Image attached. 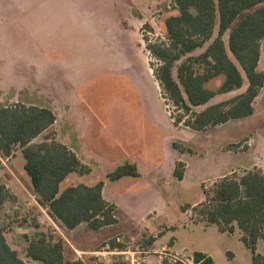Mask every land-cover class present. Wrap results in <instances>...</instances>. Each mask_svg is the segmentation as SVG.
<instances>
[{
  "label": "rangeland",
  "instance_id": "obj_1",
  "mask_svg": "<svg viewBox=\"0 0 264 264\" xmlns=\"http://www.w3.org/2000/svg\"><path fill=\"white\" fill-rule=\"evenodd\" d=\"M253 10L226 32L227 45L232 30ZM176 13L170 0H0V107L21 102L52 109L56 123L33 143L62 141L92 169L88 175L71 174L61 189L103 182L107 200L121 206L120 222L109 231L94 238L83 230L72 237L65 233L70 242L88 246L95 239L94 250L106 243L119 249L134 244L151 252L149 264L159 258L169 264L174 255L196 252L209 254L215 264H252L241 230L223 233L182 208L204 201V190L225 176L264 170V88L251 117L200 132L175 125L151 70L158 62L143 38L166 40L165 20ZM259 68L264 70V40ZM126 162L137 165L139 177L107 178ZM24 163L21 150L4 159L0 182L29 188ZM176 168L184 172L182 180L174 176ZM27 190L31 195L0 211V229L12 245L26 241L16 229L39 227L51 234L53 228ZM256 247L264 258V240ZM66 256L80 258L69 249ZM34 262L29 264H41ZM102 264L126 263L119 256Z\"/></svg>",
  "mask_w": 264,
  "mask_h": 264
},
{
  "label": "trees",
  "instance_id": "obj_2",
  "mask_svg": "<svg viewBox=\"0 0 264 264\" xmlns=\"http://www.w3.org/2000/svg\"><path fill=\"white\" fill-rule=\"evenodd\" d=\"M170 1L177 13L165 20L166 40L153 42L146 36L143 40L158 62L151 63V70L175 125L200 132L251 117L255 113V100L264 88V70L259 68L264 40V0ZM250 10L253 11L232 30L227 45L226 32ZM146 28L150 27L146 25ZM245 85L243 92L211 103L216 97L236 92ZM56 121L55 113L48 107L21 102L0 107V170L4 159L21 150L24 170L30 177L37 202L55 221L69 230L84 223L93 230L118 224V207L104 198L103 182L61 189L69 175H88L91 167L57 140L33 143ZM174 148L178 150L177 144ZM129 176L139 177L140 172L136 164L126 162L107 178L116 181ZM174 176L182 180L184 172L176 168ZM204 198L194 207L185 206L183 212L192 209L204 222L216 225L223 233L233 234L238 228L243 234L241 240L252 251V264H264L256 247L264 240V170L225 176L211 190H204ZM15 199L11 190L0 182V211ZM28 241L27 257L32 260L44 264H84L80 260H66L65 241L61 237L37 232ZM194 256L205 264H215L204 253L196 252ZM0 264H25L1 229Z\"/></svg>",
  "mask_w": 264,
  "mask_h": 264
},
{
  "label": "crops",
  "instance_id": "obj_3",
  "mask_svg": "<svg viewBox=\"0 0 264 264\" xmlns=\"http://www.w3.org/2000/svg\"><path fill=\"white\" fill-rule=\"evenodd\" d=\"M262 91V90H261ZM258 98V97H257ZM256 101V100H255ZM93 141H94V139H93ZM59 142H61V143H63V144H65L64 142H62V141H59ZM69 149H71L72 151H74L80 158H81V155H80V153H79V151H77L76 149H74L73 147H69L67 144H65ZM90 149H91V146H90ZM83 156V155H82ZM82 160V159H81ZM83 162L85 163V161L83 160ZM70 176V175H69ZM68 176V177H69ZM29 177V176H28ZM67 177V178H68ZM66 178V179H67ZM30 179V177L29 178H27V181H28V186H29V188L31 189V191L33 192V190H32V185H31V180H29ZM65 179V180H66ZM5 184V183H4ZM6 185V184H5ZM10 190H11V192L13 193V195L17 198V199H19V200H22V197L24 196V199H25V197H26V193H28V194H30L31 195V193H30V191H28L27 189H29V188H25V191L23 190V188H20L18 185H14V184H7L6 185ZM34 194V193H33ZM103 196H104V198L107 200V198L105 197V193H104V189H103ZM37 197V196H36ZM36 201H37V199H36ZM108 201V200H107ZM108 202H110V203H113L112 201H108ZM37 204H38V202H36ZM115 204V203H114ZM39 205V204H38ZM196 205H198V204H195V205H191L192 207H194V206H196ZM116 206L117 207H121V206H118L117 204H116ZM39 207H40V210L42 211V213L44 212V215H45V218H46V221L50 224V226L51 225H53V228H51V234H53L54 236H56V237H61V238H63L64 239V241H65V258H66V260H71V261H76V260H74V259H70V258H67V256H66V250H72L73 252H75V253H77L80 257H82L81 255H84V256H87V257H82L86 262H89V260L90 259H87L89 256H90V254L91 253H93V252H96L97 250H94V248H95V245H94V242H95V239H94V241H93V245H88V246H81V245H78L77 243H76V241H74V240H72V242H70L71 240H70V237H67L68 235H71V237L72 236H75L77 233H80L81 232V230H83L84 232H86V235L88 236V237H92V238H94V237H96L98 234H101V233H104V232H106V231H109V229L112 227V226H107V227H104V228H102V229H100V230H93V229H91L87 224H81V225H79L77 228H75V229H73V230H69V229H66L61 223H59V222H57V221H55V219H53L50 215H49V211L46 209V208H43V207H41L40 205H39ZM119 210V209H118ZM188 212H190L189 210L188 211H186V213H188ZM29 216V215H28ZM41 215H39V217H40ZM118 218V217H117ZM118 221L120 222V220H119V218H118ZM118 222V223H119ZM117 225V224H116ZM115 226V225H114ZM113 226V227H114ZM19 229H21V228H19ZM105 229H108V230H105ZM33 231H36V232H43V231H41V230H39V227H30L29 228V231H26V229H25V231L24 232H19V230H17L16 229V233H17V235H25L24 236V239H26V241L23 243V244H20V243H13L14 245H12V243L10 242V240H9V237H8V235L7 234H5V232H4V234H5V237H6V239H7V242L9 243V245L13 248V249H15V250H17V251H19V254H20V257H21V259L25 262V264H29V263H31V261H35V260H32V259H30L29 257H27L29 260H27L25 257H26V255H27V246H28V244H29V239H31L32 237H31V235L30 234H32V232ZM35 233V232H34ZM65 233L67 234V236L65 235ZM95 233V234H94ZM117 239H119V238H117ZM19 246H21V247H23L24 249H25V254L23 255V254H21V251L19 250ZM163 250H166L165 248H163ZM168 250H169V248H168ZM157 251H155V253H156ZM154 253V252H153ZM172 253V252H171ZM175 254V253H174ZM204 254H206V255H208L209 256V254H207V253H204ZM155 255V254H154ZM25 256V257H24ZM152 256V255H151ZM157 257V256H156ZM149 258H150V256H149ZM158 258V257H157ZM78 260H80V258L78 259ZM81 261V260H80ZM38 262H40V261H38ZM34 263H36V261L34 262ZM41 264H44V263H42V262H40Z\"/></svg>",
  "mask_w": 264,
  "mask_h": 264
},
{
  "label": "built area",
  "instance_id": "obj_4",
  "mask_svg": "<svg viewBox=\"0 0 264 264\" xmlns=\"http://www.w3.org/2000/svg\"><path fill=\"white\" fill-rule=\"evenodd\" d=\"M117 241L120 242V239H117ZM150 253V251H146L134 244H128L127 249H119L112 244L106 243L101 250L90 254L89 262H86L82 257H80V260L84 264H102L103 262H108L111 258L120 256L123 257L126 264H149ZM172 257L169 264H205L204 260H197L195 256L174 255ZM160 259L158 264H163Z\"/></svg>",
  "mask_w": 264,
  "mask_h": 264
}]
</instances>
